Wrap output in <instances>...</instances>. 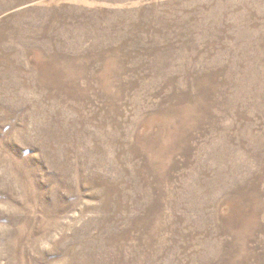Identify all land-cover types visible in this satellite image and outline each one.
<instances>
[{"label": "rangeland", "instance_id": "374dc122", "mask_svg": "<svg viewBox=\"0 0 264 264\" xmlns=\"http://www.w3.org/2000/svg\"><path fill=\"white\" fill-rule=\"evenodd\" d=\"M0 264H264V0H0Z\"/></svg>", "mask_w": 264, "mask_h": 264}]
</instances>
